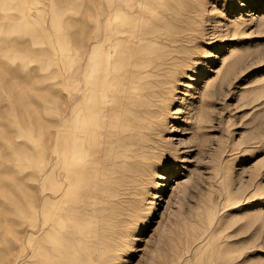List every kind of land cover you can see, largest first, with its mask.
Here are the masks:
<instances>
[{"label":"rangeland","instance_id":"374dc122","mask_svg":"<svg viewBox=\"0 0 264 264\" xmlns=\"http://www.w3.org/2000/svg\"><path fill=\"white\" fill-rule=\"evenodd\" d=\"M89 1L0 0V264L68 257L37 229L54 216L52 201L37 207L38 161L51 158L74 63L84 71L87 17L99 12ZM198 10L195 39L167 50L175 64L161 77L171 92L154 124L159 148L130 159L131 171L83 174L72 189L83 204L70 222L100 226L103 239L68 264H264V0Z\"/></svg>","mask_w":264,"mask_h":264},{"label":"bare ground","instance_id":"6f19581e","mask_svg":"<svg viewBox=\"0 0 264 264\" xmlns=\"http://www.w3.org/2000/svg\"><path fill=\"white\" fill-rule=\"evenodd\" d=\"M208 1L98 0V14L87 17L83 74L79 64L74 63V92L57 97L51 158L38 161L37 207L44 209L52 201L54 216L51 228L37 225V229L52 231L53 252L68 255L54 264L90 257L91 245L80 248L92 238L96 240V250L102 243L100 226L88 229L70 222L74 215H81L79 206L83 203L70 195L82 175L104 171L108 176L114 168L122 171L127 164L131 171L133 164L144 162L159 148L162 133L154 124L164 119L169 101L164 103L160 97L171 92L163 88L165 81L161 77L167 79L164 70L175 64L167 50L178 42L195 39L197 29L190 26L203 14L198 6ZM89 7L94 9L93 0ZM171 21L177 30L169 28ZM100 41L102 45L97 50L93 45ZM158 43L160 47L155 46ZM189 78L194 80L193 76ZM45 182L52 187L47 188ZM160 186L164 187L165 182ZM39 253L45 259L46 249Z\"/></svg>","mask_w":264,"mask_h":264}]
</instances>
